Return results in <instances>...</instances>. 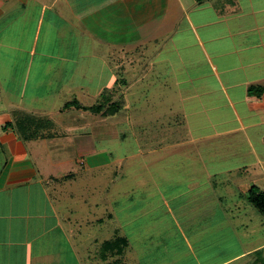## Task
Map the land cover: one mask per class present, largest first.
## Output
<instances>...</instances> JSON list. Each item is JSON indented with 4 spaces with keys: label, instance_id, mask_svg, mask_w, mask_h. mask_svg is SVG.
Wrapping results in <instances>:
<instances>
[{
    "label": "crops",
    "instance_id": "0c3cea01",
    "mask_svg": "<svg viewBox=\"0 0 264 264\" xmlns=\"http://www.w3.org/2000/svg\"><path fill=\"white\" fill-rule=\"evenodd\" d=\"M0 15L7 22L2 36L15 41L1 76L6 80L0 77L3 124L16 111L38 119L62 113L54 104L67 96L89 106L84 101L102 95L91 89L98 76L103 92L125 82L148 99L159 91L164 102L171 100L167 115L146 119L149 129L142 126L163 135L152 132L146 145L138 143L148 155L170 145L201 164L209 145L231 152L208 173L221 193L212 218H202V211L183 224L164 213L154 221L127 220L85 195L95 184L90 179L103 174L113 186L121 179L112 154L92 150L78 159L71 152L53 160L29 147L48 139L51 123L40 124L38 138L28 141L0 124V264H264V216L247 199L251 187L264 193V0H0ZM54 73L59 89L46 80ZM33 78V89L46 85L28 101L22 84ZM9 79L21 86L9 87ZM249 87H262V95L251 96ZM47 97L55 108L49 99L48 109L38 108ZM120 97L124 106L125 93ZM88 118L94 121L82 119V129L104 123ZM71 161L76 171L54 174ZM191 177L187 169L182 179ZM162 204L170 215V204ZM136 222L145 226L135 231ZM184 222L196 228L187 230Z\"/></svg>",
    "mask_w": 264,
    "mask_h": 264
},
{
    "label": "rangeland",
    "instance_id": "374dc122",
    "mask_svg": "<svg viewBox=\"0 0 264 264\" xmlns=\"http://www.w3.org/2000/svg\"><path fill=\"white\" fill-rule=\"evenodd\" d=\"M7 13L8 12H6L4 16L7 15ZM3 18V15H0V77L4 75L3 70L6 68V66H9V63H11V57H14V53L11 55L12 51L8 47L15 45L13 37L8 35L2 36V29L7 24V22H4ZM15 28L16 27H13L12 31H14ZM7 55H11V57L8 58ZM72 56L73 54L69 53V57L72 58ZM192 59L195 58L191 56L189 60ZM4 62L6 64L4 67H2ZM92 68L93 71L97 73L96 75H98V71H102V67L100 68L99 64L94 65ZM103 72L99 74H103ZM7 73H9V70H7ZM57 77L59 78L60 76L54 73L49 79L46 80H50L51 83H49L53 86L55 85ZM1 78L2 80H6L5 76ZM107 79H109L108 75L106 77V80ZM4 82L7 83V81ZM33 82L34 78L28 83L23 82L22 84L23 86L27 87L26 90H23L26 91L25 97L28 101L31 100L29 95L32 93V96L35 94L41 95L39 93H42L43 87L46 85V82H44L43 85L41 84L42 88L33 89L31 87ZM87 82L88 81L85 82L86 85ZM103 83L104 81L97 76L93 79V86L91 89H95L99 94L101 92V94L109 95L112 101L117 100L118 95L120 96V94L123 95V92L125 93L124 106H122V109L117 114L107 118H101L99 115L92 116L89 113L82 114L76 109L77 104L75 105L74 103H71L74 101V98L71 96H67L64 100L61 98V102L57 99L59 103H55L56 101H54L52 97H47V101H45L43 104L40 103L41 101H37V107L40 108V106L43 105L41 106V108L43 107L42 110L48 109V106H50L48 105L49 99L53 108H55L54 105L58 107L61 106L60 110L62 113L57 112L56 114L54 113L53 115H45V117H43V119L47 121L43 127H45L48 123H51L50 129L44 131V134H46L48 139L45 141H40L39 139L36 143H34L35 146L30 144L29 147L36 148V150H39L40 153L45 155L46 153L51 154L50 158L53 160H59L62 157L70 156L71 152L73 156L77 155L78 159L80 155L86 156L87 154H90L92 150L105 151L109 154H112L114 159H118L114 167L121 171V179L116 183L115 186L110 183L109 177L106 178L103 176V174L101 177H97L96 180L90 179L91 183L95 184L90 189L91 194L85 195L87 197L90 196V200L92 202L95 201L98 203L105 201V203L108 205V209L110 208L112 210L114 216L117 214V216L127 220L132 218H140L144 221L148 219L150 221H154V219H156L160 213H164L163 217L166 218V216H171V218L176 219L183 224L181 221L182 218L183 221H185L184 219L188 220L190 217H193L191 214H199L203 211V214L200 215L202 218H212V214L214 213V204L218 202V196L221 193L219 192V189L212 188L210 186L213 180L208 178V173H210V169L214 165L215 168L214 170L212 169L213 171H217V168H219L217 164V159H219V156H227L229 158L231 152L227 149H224L223 145L219 146V150L215 145V148L209 145L208 150L202 151L204 158L202 159L201 164L199 162H192L183 155L185 153L184 149H182V151H180L181 149L179 151L172 150V146L169 145L172 144L174 140L172 139L174 138L172 135L171 138H168L170 141L167 144V146L169 145L167 150L148 155L143 149V146H140L138 143L146 145L150 139V136L148 135H151L150 133L152 132L158 139H162L163 135L161 134V131L156 134L158 130L147 131L146 129L149 128L146 126V119H150V121H152L158 117L157 115L160 117H162L163 114L167 115L169 112L167 108L169 107L171 100L168 99L166 102H164L162 99L163 96H157L159 91L154 92L156 94L155 97H150L148 99L144 96V94H142L141 89H136L135 92L132 91L129 84L125 86L119 85L117 83L119 86L118 89L114 86H107V90L103 92ZM19 84L21 86V82L19 83L17 79L15 82L12 79H9L7 83L9 87L12 85L19 86ZM57 84L60 86L63 83L62 81H59ZM72 85L74 86V84ZM55 87L59 89L58 85H55ZM51 88L52 87H49V89ZM70 89L71 90H66V93H70L74 90L73 88ZM88 93L95 95L93 91ZM67 98H70V100ZM119 99L122 100L123 98L120 97ZM173 100L176 102V99ZM96 102L97 99H88L87 101H84V103L89 104V106L95 104ZM23 103H25V101ZM29 103H27L25 106H28ZM68 103H71L69 105L70 107L65 108V104ZM187 106H189V104H187ZM16 112L14 115L11 113V115L8 116L10 121L14 120L13 116H15ZM2 116L4 115L2 114ZM88 116L96 118V120L104 123L95 126L94 130L93 128H90L91 126L87 127V124L85 123L86 126L84 129H82L83 125L81 124V121H94L92 118H88ZM5 119L1 117L0 124H3L2 122ZM122 120L123 122H121ZM137 120L144 124L140 126L137 123ZM149 124V126L155 127V124ZM171 124H173V122ZM66 126L68 128H66ZM142 126H144L146 129H144ZM172 132L173 131H168V133ZM168 133L167 135L171 136ZM66 135L67 139L63 140L62 138H64ZM121 135H124V139L120 137ZM240 135L241 134L238 136L240 137ZM230 136L231 135L225 136L223 139L228 140ZM53 137L57 138L54 139ZM96 138H98L97 141L95 140ZM72 139L73 145L70 144ZM63 142H67L68 144L63 145ZM202 147L205 148V146ZM216 150H218V152ZM100 154L101 153L94 155L93 158H96ZM182 160L187 161L188 164L186 163L184 166H179V161ZM89 161L90 160H88V163ZM1 163L3 162H0V168L2 167ZM75 165L76 164L72 161L71 163H61L54 170V174L62 175L68 173L70 170L74 169L73 167H75ZM77 166V170H80L81 167L79 165ZM187 169L192 173V177L191 179H182ZM113 170L114 168L112 171ZM179 174H181L182 177ZM185 182H189L190 185L188 183V186H185ZM198 183L199 188H194L198 185ZM191 184L194 186L193 188H190ZM106 186L108 193L104 195L103 189ZM225 199L223 200L224 202ZM164 201L170 204V215H166L167 209H165L162 204ZM146 211H149V213L146 214ZM140 212L144 213L142 217H138ZM135 221L136 220H134V222ZM136 223L137 224L133 225V227H135V231H137V229H142L145 226L143 224H138V222ZM190 226L191 225L184 222V228L186 227L187 230L196 228L195 226ZM129 228L130 227H126V229Z\"/></svg>",
    "mask_w": 264,
    "mask_h": 264
},
{
    "label": "trees",
    "instance_id": "16d2710c",
    "mask_svg": "<svg viewBox=\"0 0 264 264\" xmlns=\"http://www.w3.org/2000/svg\"><path fill=\"white\" fill-rule=\"evenodd\" d=\"M124 84L125 82L122 83V85ZM262 92V87L248 88V93L256 98L260 97ZM71 103H74L75 105L77 104V110L87 112L92 116L99 115L101 118L112 117L113 115L117 114L123 106L122 100L119 99L112 101L111 98L106 94H102L99 99H97V102L91 106L81 105L76 99H74V101ZM71 103L65 104V108L70 107L69 105ZM13 117V121L3 124L2 131L6 130L8 127H11V130L24 141L37 139V132L40 130V124L45 125L47 123L45 119H38L34 115L20 112H16L15 116ZM247 199L248 202L264 216V193L259 192L255 187H251L247 192Z\"/></svg>",
    "mask_w": 264,
    "mask_h": 264
}]
</instances>
